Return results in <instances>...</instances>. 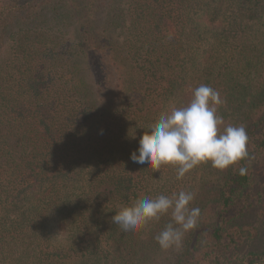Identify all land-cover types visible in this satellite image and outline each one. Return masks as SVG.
Masks as SVG:
<instances>
[{"label": "trees", "instance_id": "16d2710c", "mask_svg": "<svg viewBox=\"0 0 264 264\" xmlns=\"http://www.w3.org/2000/svg\"><path fill=\"white\" fill-rule=\"evenodd\" d=\"M200 84L220 93L225 126L245 127L247 159L181 180L171 165L133 163L149 126ZM256 144L264 0H0V264H201L205 236L221 239L247 193ZM180 190L202 215L179 249L155 240L170 216L138 233L112 222Z\"/></svg>", "mask_w": 264, "mask_h": 264}, {"label": "clouds", "instance_id": "9594fccd", "mask_svg": "<svg viewBox=\"0 0 264 264\" xmlns=\"http://www.w3.org/2000/svg\"><path fill=\"white\" fill-rule=\"evenodd\" d=\"M224 104L220 93L207 84L192 90L186 106L174 108L170 115L161 116L150 125L139 140L137 151L131 153L133 163H146L156 172L162 166L176 168L178 180L195 167L211 163L213 168L226 170L247 159L248 136L244 126L227 125L218 108ZM138 152V154H137ZM240 167L239 174L245 175ZM194 191L180 190L171 195L137 199L111 218L123 231H142L149 222L170 216V222L155 237L162 250L182 247L185 233L195 229L201 218V209L191 207Z\"/></svg>", "mask_w": 264, "mask_h": 264}, {"label": "rangeland", "instance_id": "374dc122", "mask_svg": "<svg viewBox=\"0 0 264 264\" xmlns=\"http://www.w3.org/2000/svg\"><path fill=\"white\" fill-rule=\"evenodd\" d=\"M248 168L247 193L220 223L221 239L216 242L207 233L196 262L212 264L217 259L220 264H240L253 256L252 264H264V147H252Z\"/></svg>", "mask_w": 264, "mask_h": 264}]
</instances>
